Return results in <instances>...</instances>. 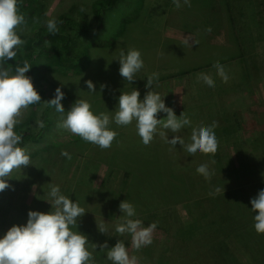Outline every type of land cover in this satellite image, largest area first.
Listing matches in <instances>:
<instances>
[{
    "label": "rangeland",
    "instance_id": "obj_1",
    "mask_svg": "<svg viewBox=\"0 0 264 264\" xmlns=\"http://www.w3.org/2000/svg\"><path fill=\"white\" fill-rule=\"evenodd\" d=\"M94 1L35 0L31 10L22 12L25 23L17 28V32L22 38L28 37L35 30L47 28L46 22L49 19L57 20L61 16H68L76 20L83 19L95 26L98 20L93 5ZM181 5L177 8L172 0H146L144 10L139 14V18L133 23L124 25V33L118 39L116 46L110 49H90L92 63L87 65V70L83 75L72 76L69 73L55 70L51 73H43L41 76L44 81L40 82L39 85L42 88L43 83L49 84L48 88L54 94L56 89L60 88L65 97L68 95V101L66 98L62 100L66 112L71 110L76 101L84 99L91 104L95 114L107 113L110 117H114V111L118 108L119 96L122 91L130 93L134 88L137 90L146 88L145 77L140 78L148 73L146 67L157 69V72L154 70L153 73L158 74L157 79L159 80L157 82L160 83V86L165 82L183 79L184 82L182 83L187 87L188 92L187 102L180 103V100L179 102L176 100V95L171 96V108L178 117L184 113L191 120V127H189L191 130L215 124L213 130L217 137L218 149L215 154H207L211 164L206 165L212 167L211 176L208 180L214 183L215 189H221V186L227 185V181L222 182V173L243 169L245 172L241 171V173L250 174L248 177L247 174L243 173L248 177L246 179L249 182L243 188L246 193H249L251 187L257 186L259 182H256L254 172L247 165H242L238 161L237 145L245 139V135L237 120L240 124L247 125V122L258 111L264 114V107H256L250 98L254 96L260 104L264 105V34L261 32V28H264V0H189L187 4L181 0ZM139 6H141V0H122L115 9L107 12L106 31L101 34L105 41L115 37L114 35L121 26L122 18L127 17L133 11L138 12L136 9H139ZM252 18H256V26ZM186 34H190V39L195 36L196 41L198 40L196 47L200 49H204L202 43L211 41L213 44L210 47L211 51L214 49L220 51L222 46L234 48L233 39L236 36L237 39H244L247 42L248 38L253 41L249 44L246 55L244 54L245 57L240 59V62L232 61L219 64L223 66L228 76V81L225 83L217 75L214 66L196 69L191 76L181 74V66L176 67V69L173 68V70L168 69L172 64L171 60L174 59L175 62V60L180 59L173 57L169 52L172 41H175L173 39L178 36L185 37ZM87 44V40L82 42L84 47ZM129 48L138 49L142 53L144 61L143 69L137 73L136 80L131 84L125 78H120L118 60V49L127 52ZM178 49L180 50V47ZM206 59L207 57L202 61ZM201 74L211 76L215 83L214 89L209 90L204 85L203 81L199 79ZM89 80L95 84V93H89L90 89L86 83ZM181 87V84H176L169 89V92L181 91ZM248 98L249 101H247ZM182 108H185V112ZM55 114L53 119L56 123L52 135L55 133L62 142L69 143L62 152H67L71 159L63 156L62 152L55 153L56 151H52L53 160L45 166L38 159L33 158L32 155L35 152L43 150L52 141L54 136L52 138L51 135L43 143H30L24 147L30 156V164L14 169L8 177H5L9 188L0 192V236L6 234L12 226L26 225L29 211L50 212L52 205L47 193L52 185H59L60 189H63L64 195L66 190L74 191L76 189L77 177L81 176L85 166L81 164L84 160H88L84 151L90 150L91 147L88 146L89 142H85V140L83 142V139L78 135L58 127V123L66 117V113L61 114L55 111ZM39 116L32 114L27 107L20 112L17 119L19 123L31 119V129L34 132H39L40 128L37 127V121H40ZM158 118L162 119L163 115L158 114ZM164 118H166V114H164ZM134 124L135 122L127 126H118L112 120L110 128L117 135L123 136L124 134L126 138L128 132L137 130ZM127 129L129 131H125ZM174 135L179 134L175 133L172 136ZM172 136L168 137L171 139ZM77 139H81V142L77 143ZM93 151L97 150L93 149ZM173 161L176 162V160ZM114 162L115 158L111 157H106L103 161L98 160L96 165H88L83 175L88 181V186L99 189L106 188L104 190L106 195H96L95 197V199L101 198L102 202L95 201L90 205L89 210H84L85 214L78 218L77 225L73 228V231H78L88 237L92 264H107L106 249L101 250V246L108 245V239L111 243L120 239L128 241L129 255L136 256L138 264L141 263L140 255L145 257L148 263L152 260L153 262L160 261V263L168 264L167 256L162 251L172 255L173 248L177 244L175 243L176 240L186 242L195 239L201 244L200 241L205 238L204 242L210 243L209 241L213 239L212 236L218 233L214 212L206 208L207 203H204L203 206L197 200L199 197H203V186L201 185V190L196 192L187 186L189 179L195 178L198 182L203 178L202 175L195 173L194 168L197 169V166L175 165V163L170 162L169 178L175 183L182 182L181 185H186L191 191L188 190L189 192L184 193L183 199L179 202L164 204L159 197L157 205H161L156 208L155 213L158 215L157 217H167L166 223L161 219L152 220V223H156L162 228L170 225L173 230L168 232L167 229L161 231L160 234H153V243L142 247L143 252L149 251L145 256L140 252V255L135 253L134 247H131V236L120 235L114 230L116 224L121 222L119 217L123 215L119 205L125 201L124 190L127 184L124 171L114 166ZM186 162H188V158ZM256 178L263 179L259 176ZM51 183L52 185H50ZM235 184L237 183H233V186ZM103 197L107 200H104ZM150 202H152V198L149 199V207L151 206ZM79 205L85 209L82 204ZM98 216L105 221L100 220ZM135 218L138 219L139 216L137 215ZM91 225L97 230L98 225H102L107 229V232H98L99 239L95 240L88 236L90 233L88 229L92 227ZM230 232L228 230L227 233ZM198 239L201 240L198 241ZM220 239L227 240L230 249L236 250L237 245L233 239L224 236H221ZM200 246L204 245L201 244ZM209 248L203 249L201 252L184 250L177 257L179 259L185 258L187 261L193 258L192 261L195 260L197 263L210 262L212 253L209 252H215L217 247L209 246ZM159 257L163 261L158 260ZM104 258L106 259L105 262L103 261Z\"/></svg>",
    "mask_w": 264,
    "mask_h": 264
},
{
    "label": "trees",
    "instance_id": "obj_2",
    "mask_svg": "<svg viewBox=\"0 0 264 264\" xmlns=\"http://www.w3.org/2000/svg\"><path fill=\"white\" fill-rule=\"evenodd\" d=\"M33 1L35 0H18V12L22 15L23 11L31 10ZM121 1L122 0H95L93 5L98 20L95 26L83 19L76 20L68 16H61L56 20L58 27V32L56 34L50 33L47 28H40L33 31L28 37H20L24 41L20 51L15 59L4 65L12 72L15 71L17 65L22 66L25 61L32 65L27 75L31 77L35 88L41 95L42 102L32 104L28 107L32 114L40 115V121L42 120L44 122L45 127L40 129L39 132H34L30 126L31 119H29L25 122L18 123L15 127V131L22 136V143L20 146L23 148L30 143H43L48 136L51 135L52 138L54 136L52 141L45 146L43 150L35 152L32 155L33 158L38 159L45 164V166L53 160L52 151L61 153L62 150L65 149L64 147L69 145V143L62 142L61 139L57 138L58 136H56L55 133L52 135L56 123L53 119L55 109L45 105L43 102L55 98V94L48 88L49 84L43 83V87H40L39 83L44 81L41 75L43 73L47 74L54 72L55 70L61 71L62 73H69L72 76L83 75L87 70V65L92 63L90 49H110L116 46L118 39L124 33V25L126 23H133L139 18V14L144 10L146 2V0H141L140 8L136 9L138 12L133 11L134 13L132 12L127 17L122 18L121 26L114 35L115 37L105 41V38H103L101 34L106 31L107 12L111 9H115ZM255 19L256 18H252L256 26ZM261 32L264 34V28H261ZM86 40L88 44L84 47L82 42ZM233 41L234 48L230 49L222 46L223 48L220 51L216 49L211 51L210 47H212L213 44L208 41L205 44L202 43L206 51L198 47L191 48L179 41H174L169 52H171L170 54L173 57L175 56L180 59L175 60V62L174 59L173 61L171 60L172 64L168 69L173 70V68L176 69V67L178 68L181 66V74L189 75L196 69L199 70L232 61L240 62V59L245 57L249 44L253 40L248 38L247 42L244 39H237L236 36ZM178 47H180V50ZM203 57H207V59L202 61L204 59ZM154 69L153 67V70ZM120 78H122L121 75ZM156 80L157 78L154 79L153 88L146 87L145 89L139 90L141 100H143L148 90H152L155 87L158 89L159 86H156ZM65 98L67 101L69 100L68 95H66ZM250 98L252 104L256 107H264L254 96ZM249 100L248 98L247 101ZM237 123L240 129L244 131L245 135V139L240 141L237 145L238 161L242 163V165H247V167L254 172L256 182H259V184L251 187L249 193H246L243 187L247 186L249 183L246 178L250 177V174L244 173L245 171L243 169L241 171H244L243 173L247 174L248 177L241 173L239 169L229 171L230 173H222V182L227 181V185L221 186L219 192H216L213 186L214 183L204 177L199 181L197 180L198 182H196L195 178L189 179L187 186L194 192L200 191V186H203V197L201 196L199 199L195 198L203 206L205 205L204 203H207L206 208L214 212L219 234H214L212 236L213 239L209 241L210 243L204 242L205 238L203 241L198 239L204 246H200L201 244L195 239L186 242L176 240L175 243L177 244L173 248L172 255H168L165 251H162V253L167 256L168 264H264V234H258L255 231V214L251 211V200L258 196L259 191L264 190V114L258 111L257 114L252 116L249 122H247V125L240 124L238 120ZM125 131H129V129ZM165 131L168 136L175 134L170 130ZM191 131L189 127H185L178 132V134L187 143L190 142ZM80 140L81 139H77V143L81 142ZM88 146L91 147V149L84 151L85 157H87L88 160H84L81 164L85 166L81 176L77 177L78 181L75 184L76 189L74 191L72 189V191L66 190L65 195L70 197L73 201L82 204L85 208L84 210H89L93 202H100L101 198L95 199V197L96 195L103 196L106 188L99 189L97 187L88 186V181L85 180L83 176L84 172L88 168V165H96L98 160L103 161L106 157L115 158L113 164L124 171L127 182L124 190L125 200H128L135 206L136 213L139 216L138 219L143 221L144 227L152 224V220L155 219H161L166 223L167 217H157L158 215L155 213L156 208L161 205H157L159 197L163 200L164 204L167 202H179L183 199L184 193L190 190L186 185H181L182 182L178 181V183H175L174 180L169 178L170 162L175 163V165H192L193 167H199L201 164H211V160L207 154L199 153L195 157H190L179 144L173 147L165 143L159 135H156L153 141L146 146L142 143L141 137L138 136L137 130L128 132L126 138L124 134L123 136L117 135L111 147L107 149H101L99 146L90 142ZM93 149L97 151H93ZM187 158L188 162H186ZM173 160H176V162ZM180 160L184 161L179 163L178 161ZM208 168L209 171L212 170V167L208 166ZM194 170L195 173H197L195 168ZM256 176L263 179H257ZM235 182L237 184L233 186ZM181 188H183V190H181ZM61 190L63 192V189ZM210 193H213V195H210ZM151 198L152 202H150L151 206L149 207V199ZM103 199L107 200L105 197H103ZM153 206L156 207L153 208ZM217 215L220 218H218ZM98 218L105 221V219L100 216H98ZM91 226L92 227L88 229V232H90L88 236L95 240L99 239L98 232L101 233L99 228L97 230L93 225ZM164 228L157 226L153 234H160L161 231H166L167 229L168 232L173 230V227L170 225ZM228 230L231 232L227 233ZM125 234L126 236H130L127 233ZM221 236L233 239L237 245L236 250H231L228 241L221 240ZM118 241L111 243L110 239H108V247L111 248L115 246ZM122 241L128 246V241ZM209 246L217 247L215 252H209L212 253L210 262L197 263L195 260L192 261L193 258L187 261L185 258L179 259L177 257L184 250L201 252V250L209 248ZM220 251L221 253H219ZM134 252L137 254L140 252L145 256L149 251L143 252L142 248L140 250L134 248ZM139 260H141L140 264H165V262H153L152 260L148 263L146 258L141 255L139 256ZM158 260H161V258L159 257ZM103 261L105 262L106 259L104 258ZM107 264H112V262L108 261Z\"/></svg>",
    "mask_w": 264,
    "mask_h": 264
},
{
    "label": "clouds",
    "instance_id": "obj_3",
    "mask_svg": "<svg viewBox=\"0 0 264 264\" xmlns=\"http://www.w3.org/2000/svg\"><path fill=\"white\" fill-rule=\"evenodd\" d=\"M177 7H181V0H172ZM184 4L189 0H183ZM25 23V18L18 12V0H0V192L9 188L5 181L14 169L30 164L27 149L21 147L22 136L15 131L19 123L18 115L23 109L32 104L42 102L41 95L34 83L27 75L32 65L27 61L22 66L17 65L12 72L4 65L15 59L24 41L20 38L17 28ZM47 30L56 34L57 21L49 19L46 22ZM119 51V73L129 84L136 80V75L144 67L142 53L138 49L129 48L127 52ZM214 69L225 83L228 81L222 65H215ZM158 74L153 73L147 78V88H153L154 79ZM204 85L212 90L215 83L211 76L201 74L199 77ZM89 93H95V84L87 81ZM136 88L133 91H122L119 96L118 108L114 117L107 113L95 114L91 104L84 99H79L70 111H65L62 100L64 92L56 89L55 98L43 102L53 107L56 112L64 114L58 127L78 135L83 140L99 146L101 149L110 148L117 133L110 128L112 120L118 126H127L135 122L137 134L144 145H149L156 135L165 143L176 147L179 144L190 156L199 153L215 154L218 141L214 132L215 124L208 127L193 128L190 142L174 135L171 139L165 130L178 133L185 127H191V120L182 113L179 117L175 111L166 106L165 99L154 90L148 91L143 100ZM166 114V118L158 119V114ZM37 127H45L44 122L37 121ZM71 159L67 152L61 153ZM197 173L209 179L211 172L206 164H201L196 169ZM52 185V183L50 184ZM220 189L217 188L216 192ZM50 197L52 210L48 213L29 211L26 225L12 226L6 234L0 236V264H92V253L89 251L88 237L78 231H73L78 218L85 214L84 209L76 201L64 195L59 185H52L47 193ZM213 195V193H210ZM251 211L254 215V229L258 234H264V190L251 200ZM119 209L123 214L121 222L116 224L115 232L131 236V247L140 250L142 247L153 243V233L157 228L156 223L147 227L137 216L135 206L128 200L122 201ZM101 233L107 229L98 225ZM107 249V260L112 264H138L136 256H130L128 247L122 240L109 248L107 244L101 250Z\"/></svg>",
    "mask_w": 264,
    "mask_h": 264
},
{
    "label": "crops",
    "instance_id": "obj_4",
    "mask_svg": "<svg viewBox=\"0 0 264 264\" xmlns=\"http://www.w3.org/2000/svg\"><path fill=\"white\" fill-rule=\"evenodd\" d=\"M189 36H190V34H186L185 37L178 36L176 39H173V40L179 41V42H181V43H183V44H185L191 48L196 47L198 45V40L196 41L195 36H193L192 39H190ZM172 42H174V41H172ZM208 42H211V41H208ZM146 69H147L148 73L142 75L140 78L143 79L145 77L144 79L147 82V78L151 75V73H153L154 70L157 72V69L153 70V67L150 69L146 67ZM194 72H195V70L192 73H194ZM192 73H190L189 76H191ZM157 80H159V79H157ZM157 80H156V84H157L156 86H159V87H158V89H156V87H155V90L160 93L162 98L165 99L166 106L171 108V106H172L171 96H174V95H176V100H178V102H179V100H180V103H186L187 102V97H188L187 93L188 92H187V87H185L184 83H182V82H184L183 79L181 81H178V80L174 81L173 80V81L165 82L161 86H160V83L157 82ZM176 84H181L182 90L181 91H179V90L173 91L172 93H171V91L169 92V89H171V87L175 86ZM152 90H154V89H152ZM148 91H151V90H148ZM182 110H183V112H185V108H182ZM161 115H163V118H164V113H161Z\"/></svg>",
    "mask_w": 264,
    "mask_h": 264
}]
</instances>
